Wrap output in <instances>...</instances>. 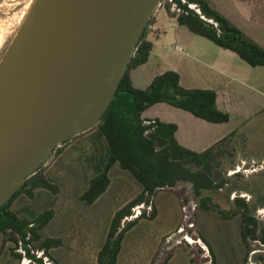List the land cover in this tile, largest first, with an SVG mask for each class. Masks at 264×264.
Returning a JSON list of instances; mask_svg holds the SVG:
<instances>
[{
    "label": "crops",
    "instance_id": "obj_1",
    "mask_svg": "<svg viewBox=\"0 0 264 264\" xmlns=\"http://www.w3.org/2000/svg\"><path fill=\"white\" fill-rule=\"evenodd\" d=\"M253 7L256 6L245 8L240 12V18L235 19L245 26L254 27L257 22L263 23L264 4L259 6L263 8L259 17L255 15ZM225 17L231 21L229 16ZM234 25L241 27L236 22ZM154 27L153 20L148 39L151 32L159 30ZM154 48L152 42L146 62L130 70L133 87L144 89L155 75L172 70L165 66L159 69L148 66ZM219 54L220 59L206 60L215 70L218 80L216 86H183L177 73L180 84L185 88L214 90L216 107L229 115L227 121L209 122L166 102L150 105L142 112V117L175 123L174 136L177 142L196 152L235 130L234 139L240 140L243 146L235 167L260 164L264 162V69L250 66L241 59L242 63L235 52ZM61 147L62 150L45 164L44 169L45 177L58 186L59 192L53 194L45 188H38L31 198L22 193L12 201L9 209L29 218H34L43 210L53 209L54 215L45 233L49 237L61 239V245L50 247L48 253L59 264H97L98 252L104 244L114 212L140 193L142 185L115 162L109 168V184L105 191L95 201L87 203L80 199V195L88 188L90 179L102 170L109 154L107 142L99 129L92 128ZM201 196H209L224 209L231 206L234 196H248L250 209L255 213L258 209H264V170L239 172L222 188L202 189ZM153 204L155 217L141 218L125 232L116 264H149L161 239L176 231L181 219L177 195L169 190H159L153 198ZM261 220L264 226V219ZM195 224L214 253L216 264L244 263L245 248L239 233V215L223 219L209 211L197 209ZM11 247L13 242L3 243V234L0 232V264H21V260L11 255ZM190 258L189 249L184 244L175 247L166 264H193Z\"/></svg>",
    "mask_w": 264,
    "mask_h": 264
},
{
    "label": "trees",
    "instance_id": "obj_2",
    "mask_svg": "<svg viewBox=\"0 0 264 264\" xmlns=\"http://www.w3.org/2000/svg\"><path fill=\"white\" fill-rule=\"evenodd\" d=\"M175 1L181 8L179 12L170 11L169 5H166L165 9L168 16L174 18L178 25L207 38L221 48L235 52L250 66H261L264 69V47L217 11L209 0H185L184 3ZM189 3L195 4L199 12L189 7ZM152 23L153 16L142 30L113 99L93 127L99 129L105 138L109 154L102 170L90 179L89 186L80 195V199L92 203L105 191L109 184V168L115 162L142 185L140 193L114 212L104 244L98 252L97 264H116L125 232L141 218L155 217L153 198L159 190H169L177 195L180 205L185 206L188 211V217L185 220L181 217L179 225L184 226V232L193 240L200 239L206 245L208 255H204V249L197 242L188 243L183 239L177 243L175 231L168 241L167 237L171 235L161 239L149 264H166L175 247L184 244L189 249L193 264H216L214 253L196 227L195 210H190L191 201L195 203V209L209 211L223 219L240 216L239 233L245 248L243 264H248L249 251L260 248V243L264 245V226L262 220L251 211L249 200L234 196L231 206L224 209L209 196H201L202 189L222 188L232 176L239 173L234 172L231 176H226L225 170H220L227 156L233 159L230 161L232 166L226 167L234 168V159L242 152L241 141L234 139L236 131H231L213 145L196 152L177 142L174 136L175 123L142 117V112L150 105L166 102L209 122L221 123L229 119L227 113L217 109L214 90L185 88L180 84L179 74L174 70L155 75L144 89L132 86L130 70L146 62L151 51L152 41L147 35L152 30L149 29ZM68 141L62 142L61 146ZM230 144L233 145L229 147ZM61 146L56 147L52 154L57 155L62 150ZM38 188H45L53 194L59 192L58 186L45 177L43 165L26 178L21 187L0 207V232L3 234V243L13 242L10 253L21 260L22 254L17 252L18 242H21L25 256L31 260L28 264H45L43 257H47L51 264H59L48 253V249L61 245V239L49 237L45 233L46 226L54 215L53 209L43 210L34 218L24 214L18 215L9 209L17 196L24 193L31 198ZM177 188L186 191L181 193ZM150 201L152 209L149 213L142 210L136 217L124 219L133 214V207ZM189 222H193L194 226L188 227ZM36 251H41L42 255L37 257ZM252 260L253 264H264V251L254 253Z\"/></svg>",
    "mask_w": 264,
    "mask_h": 264
},
{
    "label": "water",
    "instance_id": "obj_3",
    "mask_svg": "<svg viewBox=\"0 0 264 264\" xmlns=\"http://www.w3.org/2000/svg\"><path fill=\"white\" fill-rule=\"evenodd\" d=\"M160 0H34L0 58V207L92 129Z\"/></svg>",
    "mask_w": 264,
    "mask_h": 264
},
{
    "label": "rangeland",
    "instance_id": "obj_4",
    "mask_svg": "<svg viewBox=\"0 0 264 264\" xmlns=\"http://www.w3.org/2000/svg\"><path fill=\"white\" fill-rule=\"evenodd\" d=\"M33 1L34 0H0V58L16 33ZM210 3L221 14H224L227 17L229 16L228 18L233 22V24L234 22L239 24L241 26L239 28H241L242 31L244 30L251 39L264 47V22L261 24L257 22V24L253 27L245 26L243 24L241 25V23L235 19L237 17L240 18V12L245 10V8L247 9L253 5L256 6L253 7V11L255 15L259 17L263 11V8H259V6L264 4V0H212ZM254 19L258 21L260 18ZM153 20L155 26L154 28L159 30H154L149 35V39L155 44V48L148 66L152 65V67H157L158 69L165 66L166 68H170L176 72L178 71L183 86H216V82H218V80L215 78V70L208 65L206 60L220 59L219 53L222 52H233L215 45L212 41L203 36L190 32L184 26L176 24L173 18L168 16L165 8H158L153 14ZM154 32L156 36L154 35ZM175 44L180 45L181 50L175 49ZM240 61L242 62L241 59ZM232 145L233 144H230L228 146L231 147ZM229 151L232 150L229 149ZM54 156L55 155L52 154L43 164L44 169L45 164L50 162ZM232 159V157L227 156V160L224 159V165L220 166V170H225V175L235 169V167H231L232 169L226 167L232 166V164H230ZM234 160L236 164V162H238V157L236 156ZM257 165V163L253 164V166H255L253 169H250V164H246L245 166L250 169L248 172L250 173L261 169ZM243 169L245 168H240L238 172H244ZM176 190L181 193L186 191L183 188H177ZM194 210L196 212L197 209ZM255 214L260 219H264V209H258V211L256 210ZM183 234H185V232H183ZM182 235L177 232L175 233L174 237L177 238V242L179 240H183Z\"/></svg>",
    "mask_w": 264,
    "mask_h": 264
},
{
    "label": "built area",
    "instance_id": "obj_5",
    "mask_svg": "<svg viewBox=\"0 0 264 264\" xmlns=\"http://www.w3.org/2000/svg\"><path fill=\"white\" fill-rule=\"evenodd\" d=\"M182 3L185 2V0H180ZM166 5H169V9L170 11H174V12H179L181 10L179 4L175 1V0H160L157 4V8H165ZM189 7L191 8H194L197 12H199V9L195 7V4H188ZM175 48L177 50H181V47L179 45H175ZM257 166H259L261 169H264V162H261L260 164H258ZM251 167L250 169H253L255 166L251 165L249 166ZM250 169H248L247 167L245 169H243L245 172H249ZM240 170L239 167H235V169L231 170L229 174H232L234 172H238ZM246 200L249 199L248 196H244ZM152 209V201L148 202V203H140L138 205H136L135 207L132 208V211H133V214H131L130 216L128 217H125L124 219H131L133 217H136L137 215H139L141 213L142 210H145L146 213H149L150 210ZM195 209V203H193L192 201L190 202V210H194ZM181 217L183 220H185L187 217H188V211L186 209L185 206H181ZM123 219V220H124ZM187 226L188 227H193V222H189L187 223ZM176 232L179 233V234H183L184 232V226L183 225H179L176 229ZM183 236V239L185 241H187L188 243H194V242H197L203 249H204V255H208V250H207V247L205 244H203L201 242L200 239H197V240H192L191 238L188 237V235L185 233L182 235ZM172 237L171 236H168L167 237V241ZM177 242V241H176ZM180 240L177 242L179 243ZM260 248H253L249 251V254H248V257H247V263L248 264H253V260H252V255L258 251H264V245L260 243ZM17 252L21 253L22 254V258H21V264H28L31 260L25 256V250L22 248L21 246V242H18V246H17ZM42 255V252L41 251H36V256L37 257H40ZM44 259V263L45 264H51V262L48 260L47 257H43Z\"/></svg>",
    "mask_w": 264,
    "mask_h": 264
},
{
    "label": "bare ground",
    "instance_id": "obj_6",
    "mask_svg": "<svg viewBox=\"0 0 264 264\" xmlns=\"http://www.w3.org/2000/svg\"><path fill=\"white\" fill-rule=\"evenodd\" d=\"M1 44V43H0Z\"/></svg>",
    "mask_w": 264,
    "mask_h": 264
}]
</instances>
